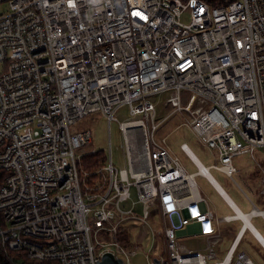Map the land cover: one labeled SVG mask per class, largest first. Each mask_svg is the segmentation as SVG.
I'll return each instance as SVG.
<instances>
[{
	"label": "built area",
	"instance_id": "1",
	"mask_svg": "<svg viewBox=\"0 0 264 264\" xmlns=\"http://www.w3.org/2000/svg\"><path fill=\"white\" fill-rule=\"evenodd\" d=\"M2 2L9 5L0 14V247L7 259L99 264L112 251L131 264L138 245L97 236L126 220L147 223L156 208L163 251L148 253L150 263L258 264L238 251L241 227L220 254L235 208L224 198L233 213L219 216L198 172L156 133L163 110L180 112L216 154L211 167L233 177L236 157L256 160L264 147V0ZM123 109L129 114L120 118ZM93 111L109 130L118 121L124 166L111 149L97 168L82 165L77 150L92 142V131L72 132V125ZM246 195L247 212L264 219V207ZM190 223L203 226L195 244L177 234Z\"/></svg>",
	"mask_w": 264,
	"mask_h": 264
},
{
	"label": "rangeland",
	"instance_id": "2",
	"mask_svg": "<svg viewBox=\"0 0 264 264\" xmlns=\"http://www.w3.org/2000/svg\"><path fill=\"white\" fill-rule=\"evenodd\" d=\"M8 11V3H0V14ZM184 20H188L187 15L184 16ZM1 68L2 65H0V69ZM128 114V109H123L119 116L123 118L128 116ZM184 115L180 112H176L172 116L167 117L168 111L163 110L160 119L166 120L161 124L156 133L157 139L161 140L163 137L167 138L168 144L172 150L180 156L189 172H196L198 167L181 148V145L185 142L188 143L191 150L205 165L210 166L218 163L214 151L206 147L200 141L194 130L184 124L186 121ZM87 128L92 131L93 140L83 149L77 150V153L82 152L85 154L84 156H89L93 154V150L96 149L103 152L109 160L111 149L114 163L118 167L124 166L123 136L118 121H113L109 130V120L101 111H93L74 123L72 125V132ZM254 156L256 160L253 158L252 153H244L236 157L235 164L239 170L233 174V177L211 167V171L219 183L224 187L236 204L246 212L253 206L246 193L256 201L260 207H264V195L261 193L264 187V174L262 172V168H264V147H258L254 152ZM196 179L202 193L209 199L211 205L215 207L219 216L233 212L226 200L209 179L201 174H197ZM125 204L130 205L129 202ZM148 221L149 222L143 224L140 220H126L120 224L117 232H100L97 239L102 243L119 241L123 246L126 244L131 246L130 248L138 245V254L130 258L131 264H152L147 254L149 253V255L154 256L161 254L163 251L164 222L159 209L155 208L149 212ZM252 221L264 236V219L261 216H254ZM169 224H171L170 221ZM241 225V220L224 223V239L218 246V250L222 256L231 245ZM123 229L125 230L124 232ZM202 232L203 226L200 223H190L177 230V234L190 244H195L197 240L201 241L204 237ZM125 235H127V238H125ZM241 250L248 252L258 264H264V247L250 230H247L238 247V251Z\"/></svg>",
	"mask_w": 264,
	"mask_h": 264
},
{
	"label": "bare ground",
	"instance_id": "3",
	"mask_svg": "<svg viewBox=\"0 0 264 264\" xmlns=\"http://www.w3.org/2000/svg\"><path fill=\"white\" fill-rule=\"evenodd\" d=\"M187 155L190 157V159L197 165L198 167V174H201L205 176L207 179L210 180V182L216 187V189L219 191L222 196H224L230 203L231 205L235 208L236 212L234 215H236L237 220L242 221L241 225V232H244V235H242V239L239 243V246L247 232V230H250L255 238L261 243V245L264 247V236L262 233L257 229V227L253 224L252 221V214L249 212H246L242 210L236 202L230 197V195L227 193V191L224 189V187L219 183V181L216 179L214 174L211 171V166L205 165L199 158L198 156L191 150V148L188 149Z\"/></svg>",
	"mask_w": 264,
	"mask_h": 264
},
{
	"label": "trees",
	"instance_id": "4",
	"mask_svg": "<svg viewBox=\"0 0 264 264\" xmlns=\"http://www.w3.org/2000/svg\"><path fill=\"white\" fill-rule=\"evenodd\" d=\"M210 1L214 5H218L221 3H226L229 0H210ZM105 160H106L105 154L98 150L96 153H93L89 156H83L81 163L84 166V168L93 170V169L97 168L99 165H101L102 163H104ZM0 174H1L0 175V183H1V177H2L1 171H0ZM124 231L125 230L123 229V232ZM128 236H129V234H128ZM125 238H127V235H125ZM125 247L130 248L131 246L126 244ZM0 264H12V262L9 261L7 259V257L5 256L1 247H0Z\"/></svg>",
	"mask_w": 264,
	"mask_h": 264
},
{
	"label": "water",
	"instance_id": "5",
	"mask_svg": "<svg viewBox=\"0 0 264 264\" xmlns=\"http://www.w3.org/2000/svg\"><path fill=\"white\" fill-rule=\"evenodd\" d=\"M156 262H159V258H155ZM99 264H125L124 258L117 257L112 251H106L103 253Z\"/></svg>",
	"mask_w": 264,
	"mask_h": 264
},
{
	"label": "crops",
	"instance_id": "6",
	"mask_svg": "<svg viewBox=\"0 0 264 264\" xmlns=\"http://www.w3.org/2000/svg\"><path fill=\"white\" fill-rule=\"evenodd\" d=\"M222 195V194H221ZM223 198H225L224 196H223ZM226 199V198H225ZM227 200V199H226ZM231 208V207H230ZM232 209V208H231ZM233 213V212H232ZM149 222V221H148Z\"/></svg>",
	"mask_w": 264,
	"mask_h": 264
}]
</instances>
